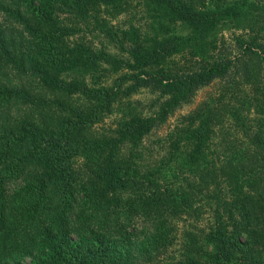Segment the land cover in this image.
Segmentation results:
<instances>
[{"label":"trees","instance_id":"1","mask_svg":"<svg viewBox=\"0 0 264 264\" xmlns=\"http://www.w3.org/2000/svg\"><path fill=\"white\" fill-rule=\"evenodd\" d=\"M135 8L126 57L82 37ZM143 90L149 113L131 100ZM188 217L207 223L179 247ZM26 257L264 264V0H0V264Z\"/></svg>","mask_w":264,"mask_h":264},{"label":"rangeland","instance_id":"2","mask_svg":"<svg viewBox=\"0 0 264 264\" xmlns=\"http://www.w3.org/2000/svg\"><path fill=\"white\" fill-rule=\"evenodd\" d=\"M131 22H135L136 24L144 22L143 15L139 8L133 9L131 13H122L115 16H112L107 12H102L95 17L93 16L92 20L87 24H83L81 35L84 39H86V41L98 49H104L117 57H126L125 51L121 49L120 40H122L121 37L123 29L128 28ZM224 32L227 37H229L231 30L226 27ZM176 60L181 65H185L187 61L183 59L182 56L177 57ZM222 87V83H214L200 89L197 92L196 97L193 98L190 103H187L183 107L179 108L173 118H171L166 125L153 131L146 137V146L148 148L163 147L164 144L162 143V140L169 128L176 124L178 120H181L184 115L193 111L202 101L219 93V91L222 90ZM153 98V93L148 90H143L133 95L131 100L133 106H135L139 111L149 113ZM120 115L121 113H114L109 116L105 120V123L101 126H114ZM161 151L163 152V150ZM206 223L207 220L205 219L198 222L193 221L189 217L183 219L180 222L178 246L181 243L185 244L186 242H189L190 240H188V237H192V239H199L202 235L201 230L205 228ZM23 262L25 264H30L31 258L26 257L23 259Z\"/></svg>","mask_w":264,"mask_h":264}]
</instances>
